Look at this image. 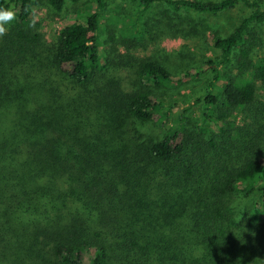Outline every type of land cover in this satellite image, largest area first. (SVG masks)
I'll return each instance as SVG.
<instances>
[{"label":"trees","instance_id":"trees-1","mask_svg":"<svg viewBox=\"0 0 264 264\" xmlns=\"http://www.w3.org/2000/svg\"><path fill=\"white\" fill-rule=\"evenodd\" d=\"M133 1L109 17L107 0H48L94 5L48 43L34 0H0L16 13L0 41V264H264V0ZM241 4L252 13L212 37L220 55L201 66L174 74L158 55L139 62L132 92L104 80L106 22L139 40L159 6L170 18ZM206 76L176 127L136 136L158 90Z\"/></svg>","mask_w":264,"mask_h":264},{"label":"rangeland","instance_id":"rangeland-1","mask_svg":"<svg viewBox=\"0 0 264 264\" xmlns=\"http://www.w3.org/2000/svg\"><path fill=\"white\" fill-rule=\"evenodd\" d=\"M47 1L34 0L31 17L40 24L41 33L48 43L53 42L64 27L76 22L86 24L94 12V5L83 4H68L63 12H57L48 6ZM107 2L109 17L127 16L134 13L138 7L133 0H107ZM166 10V7L159 6L156 12L157 21H162V25L157 21L154 23V11L145 17L144 37L139 40L129 39L121 26L112 27L106 22L108 29L102 36L101 45V68L105 73L104 80L120 83L127 93L132 92L139 87L136 74L139 62L158 55L174 74L188 67H199L208 58L220 55V51L216 50L211 42L212 37L215 34L223 36L230 34L242 19L248 18L252 13L251 9L243 4L217 16L182 11L179 15L169 13L170 18H167L162 15ZM173 25L179 35L178 38L168 35L169 26ZM157 31L165 34L154 41V34L157 35ZM128 39L129 43H127ZM190 81L192 80L182 83V80L177 79L176 82L167 84L157 91L161 102L158 114L153 122L136 123L134 130L138 133L136 136L144 140H158L165 132L178 125L182 113L194 102L195 97L205 91L209 77L206 76L200 81ZM257 86L258 99L264 101V84L257 83ZM192 110L191 113L197 115V107ZM235 116L236 114L233 117ZM237 119V126L242 125L240 116ZM232 135L231 132L230 136ZM226 136L228 137V134ZM263 187L262 185L260 190ZM239 204L243 207L247 201L239 200Z\"/></svg>","mask_w":264,"mask_h":264},{"label":"clouds","instance_id":"clouds-1","mask_svg":"<svg viewBox=\"0 0 264 264\" xmlns=\"http://www.w3.org/2000/svg\"><path fill=\"white\" fill-rule=\"evenodd\" d=\"M16 18V13L12 8H0V37L7 33L6 25L11 24Z\"/></svg>","mask_w":264,"mask_h":264}]
</instances>
